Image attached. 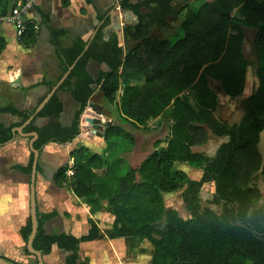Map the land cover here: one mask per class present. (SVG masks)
I'll return each instance as SVG.
<instances>
[{
    "label": "trees",
    "instance_id": "1",
    "mask_svg": "<svg viewBox=\"0 0 264 264\" xmlns=\"http://www.w3.org/2000/svg\"><path fill=\"white\" fill-rule=\"evenodd\" d=\"M175 1H124L122 8L139 18L137 25L124 30L126 38L139 41V46L126 54L118 47L116 37L105 41V26L87 50L88 44L81 39L65 49L60 43L65 33L51 32L61 77L76 65L24 129L25 134H38L34 148L40 154L50 144L64 146L81 135V117L98 87L111 105L123 88L118 108L124 126L139 131L148 129L154 120L166 121L170 135L165 147H161L163 140L156 142L154 151L138 166L130 165L125 174L129 164L121 156L91 153L86 147L73 151L74 175L68 179V167H61L55 176L57 186L71 188L93 215L107 210L115 220L105 234L89 220L88 235L77 238L48 234L45 226L58 212L44 214L38 210L34 248L44 257L52 255L56 246L68 254L64 264H89L80 256L82 244L124 239L130 248L136 242H149L153 248L151 264H264V197L252 186L258 173L264 176L259 150L264 132V0L206 1L198 9L190 8L194 0H181V6H175ZM144 8L148 10L146 15L141 13ZM236 8L240 17L233 15ZM169 18L181 20L177 32L167 39L151 38V30L168 27ZM246 28L256 31L258 87L243 102L241 122L230 126L215 117L219 101L212 83H220L223 93L232 100L243 96L250 66L244 52ZM36 40L35 26L26 23L20 44L30 48ZM5 48V41L0 39V55ZM91 60L105 63L110 70L100 72L95 80L88 71ZM56 84L43 81L40 85L53 89ZM61 93L70 94L76 104L69 126L61 121L65 112ZM35 114V110L21 111L0 100V115L18 119L10 125L0 124V147L12 142L14 130ZM208 131L227 139L213 156L194 151L207 144ZM125 136L136 143L134 136L117 125L107 128L103 139L110 143L112 138ZM34 159L31 154L29 166L16 169L31 176ZM182 165L202 171L201 179H191ZM208 184H213L215 191L208 207L203 208L202 194ZM178 192L190 219L167 209L166 196ZM31 234L29 217L20 230L25 246ZM25 252L31 255L26 247Z\"/></svg>",
    "mask_w": 264,
    "mask_h": 264
},
{
    "label": "crops",
    "instance_id": "2",
    "mask_svg": "<svg viewBox=\"0 0 264 264\" xmlns=\"http://www.w3.org/2000/svg\"><path fill=\"white\" fill-rule=\"evenodd\" d=\"M31 1H34L33 8L24 16V21L33 24L36 28L37 40L32 47L25 48L18 42L13 25L6 23L0 25V39L5 41L6 44L5 50L0 55V94L3 91L6 95V98L0 99L3 105L13 104L21 111L35 110L36 113L38 107L53 90L40 84L43 81L57 82L58 84L65 76L61 77V64L57 58L56 47L52 43V31H63L65 33L60 41L61 46L65 49L72 47L78 39L86 42L89 48L103 26H105L103 30L105 41L116 37L118 47L123 49L124 54L139 46V41H135L130 37L126 38L124 32L126 27L135 26L139 22V18L134 12L122 8L125 0H0V17L9 14L18 2L27 3ZM142 1L130 0L129 3L140 4ZM174 5L181 6L183 3L181 0H176ZM141 13L146 15L148 10L144 8ZM175 21L177 20L169 18L168 27L164 29L153 28L151 38L167 39L172 37L179 29H176L172 35L171 28ZM158 35H161V37H158ZM109 70L105 63H99L95 60H91L88 64V71L95 80L100 72ZM18 80V84L13 83ZM98 93H100L99 87L96 89L95 96ZM123 93L122 88L118 94V100H120ZM60 97L65 105V112L61 117V121L64 126H69L76 110V104L68 93H61ZM96 105L102 107L104 112L103 105L98 103ZM86 116H89V119L95 118V114L91 110H88V113L86 112ZM0 117L7 119L6 122H0V124L10 125L18 122L17 118L10 115H0ZM156 125L158 129L161 126L163 130L170 128L166 121L154 120L148 129ZM84 129L88 135L95 136V133L91 132V124L85 123ZM160 132L158 130L157 134H160ZM263 133L261 134L260 144ZM97 139L102 141L104 145L101 153L105 152L107 144H105L104 139L102 137ZM31 140L32 138L17 135L12 142L0 147V247H4L6 252L10 253H15V248L25 245L20 230L26 225L30 217L32 175L28 176L16 168L29 166L31 154H33L30 149ZM95 140L96 137H92L87 142L80 135L73 143L64 146L50 144L40 154L36 175L38 210L44 214L58 212V216L45 226L48 234H71L80 238L88 235L91 229L89 220H93L104 234L105 226L109 229L113 225L115 218L110 212L103 210L93 215L90 207L82 202L71 188L68 186L60 188L55 182L58 170L63 167L65 162L69 163L71 161V153L79 147H86L92 152L89 145ZM160 140L162 139L159 138L156 142ZM136 146H139V142ZM105 153L107 154V152ZM126 162L133 167L139 165L134 166L128 160ZM201 176L202 173L199 174V177ZM118 240L123 241L124 239ZM118 240L105 239L84 243L81 245L80 256L82 259L89 260V255L82 253L83 247L96 246L101 248V251L97 254L94 251L87 252L93 254L94 259L97 258L98 263L100 260L101 264V257H103L104 252L107 251V255L114 254L110 244L116 243ZM106 241L110 243L107 244ZM104 245L108 248L107 250H105ZM58 252L68 255L55 246L52 254ZM44 258L47 261V257Z\"/></svg>",
    "mask_w": 264,
    "mask_h": 264
},
{
    "label": "rangeland",
    "instance_id": "3",
    "mask_svg": "<svg viewBox=\"0 0 264 264\" xmlns=\"http://www.w3.org/2000/svg\"><path fill=\"white\" fill-rule=\"evenodd\" d=\"M206 1L214 2L215 0H194V2L190 5V8L198 9ZM258 1L262 2L263 0H258ZM238 10L239 9L236 8L233 13L235 17H240ZM180 24H181L180 20L179 21L177 20L173 23V26L171 28L172 35L175 33V30L179 28ZM158 37H161V35H158ZM255 37H256V31L246 28V42L244 46V52L250 66L247 76L246 88L243 96L239 99L232 100L223 93L220 83H215V82L212 83V87L216 92L219 101V107L217 112L215 113V117L220 121L229 124L230 126L236 125L241 122L244 116L243 102L248 96L252 95L255 92L256 86L258 84V79L255 74L258 67V56L255 49ZM5 96H6L5 93L1 91L0 99L6 98ZM118 99H119V95L117 96L116 103L111 105L103 99L101 93H98L96 96H94L91 103H96V104L98 103L103 105L105 119H107V120L103 119L104 123L107 122L109 125L112 126L113 125L121 126L122 128H124V131L126 133H129L136 138L135 139L136 143L131 142L130 138L127 136H125L122 139L112 138L110 143L105 142V144H107L105 149V152H107V156L109 157L121 156L125 161L128 160V162L136 166L139 164L140 161L144 160L154 151L156 140L161 138L164 142L161 145V147L166 146L167 138L170 135V128L167 130H163L161 129L162 127L161 126L160 129H158L157 128L158 123L155 127L152 128L150 127L149 129L141 128L139 131L133 129L129 125L124 126L119 121ZM88 110L91 109L88 107L84 112L83 116L81 117V137L87 142L90 138L96 137V140L89 146L92 148L93 153L101 154V149L104 147V145L102 141L97 139L100 138V136L97 135L93 129H91V132H94L95 136L94 135L90 136V134L88 135L86 133V130L84 129L85 123L90 124L89 116H86V112L88 113ZM4 121L6 122L7 119L4 117H0V122H4ZM158 130L161 131L160 134H157ZM226 141H227L226 138L216 137L210 131H208L207 144L204 146L194 148V151L197 153H204L206 155L213 156L215 155L217 149ZM137 142H139V146H136ZM260 152L262 155L263 165H264V133L260 144ZM67 163L68 162H65L63 166H65ZM129 168L130 165H128L126 170H124V174L129 170ZM181 169L184 170L193 180H200L202 177V176L199 177V174H201L202 171H197L195 169H192L188 165H182ZM252 186L258 189L264 197V176L261 173H258L254 177V179L252 180ZM214 191H215V187L213 184H208L205 186L202 194L203 208L208 207V202L212 200ZM181 194H182L181 192H178L176 194H171L166 196L167 209L176 210L180 213V215L184 219H190V215L182 200ZM261 204L262 205L264 204V199L261 201ZM213 210L219 212V209L216 207H213ZM104 230L105 231L107 230L106 226ZM106 242H108L107 244L110 243L109 241ZM105 245H104V247L106 248L105 250H107L108 248ZM110 246H112L111 249L114 251V254L107 255L108 252L107 251L104 252L103 257H101V264H151L153 248L151 244L147 241H144L142 243L136 242L130 248L125 240L123 241L118 240L116 243L110 244ZM25 247L26 246L24 245L23 247L15 248L16 251L15 253L12 252L13 254L10 252H6L4 247H0V256L9 258L12 261H15L16 263L19 264H36L37 262L36 257L33 255H28L25 252ZM100 249L101 248H98L96 246H85L83 247L82 253L85 255H89L88 257L90 260V264H100V260L98 263L97 258L94 259L93 254L87 252V251H94V253L97 254V252L101 251ZM65 258H66L65 254L58 252L50 255L49 257L47 256V261L45 258L44 259L47 264H64Z\"/></svg>",
    "mask_w": 264,
    "mask_h": 264
},
{
    "label": "water",
    "instance_id": "4",
    "mask_svg": "<svg viewBox=\"0 0 264 264\" xmlns=\"http://www.w3.org/2000/svg\"><path fill=\"white\" fill-rule=\"evenodd\" d=\"M87 48H86V50H87ZM75 65H76V63L72 67H70L68 73L65 74L63 79L57 84V86L55 88H53V90L48 95V97L45 99V101L36 110V114L34 116H32L31 119L28 122H26L21 128L14 130L15 138L17 137V135L24 137V138H32L31 143H30V149H31V152L35 156L34 165H33V174L31 177V193H30V218L32 221V234L29 238V241L26 245V248L31 255L36 257L38 264H47L45 262L43 253L36 251L34 248V241H35V238H36V236L38 234V230H39L38 202H37V197H36V175H37L38 161L40 158V152L34 148V142L36 141V139H38V134L37 133L25 134L24 129L26 126H28L33 121L35 116L44 109V107L49 103V101L53 98V96L58 92L60 86L68 78L71 71L74 69ZM13 83L18 84L19 80L17 82H13ZM89 108L92 111H94V113H95V118L90 119L89 123L92 125V129L94 130V132L103 138L104 130L106 128L111 127L112 125H109L107 122L106 123L103 122L105 115H104L102 107H100L94 103H90ZM0 264H13V263L5 260L4 258H2L0 256Z\"/></svg>",
    "mask_w": 264,
    "mask_h": 264
},
{
    "label": "built area",
    "instance_id": "5",
    "mask_svg": "<svg viewBox=\"0 0 264 264\" xmlns=\"http://www.w3.org/2000/svg\"><path fill=\"white\" fill-rule=\"evenodd\" d=\"M34 1L22 3L18 2L11 12L5 16L0 17V25L6 23L13 25L16 30V37L18 42H21L22 36L26 30V23L24 16L33 8ZM68 167L67 176L71 179L74 175V162L70 161L66 164Z\"/></svg>",
    "mask_w": 264,
    "mask_h": 264
},
{
    "label": "bare ground",
    "instance_id": "6",
    "mask_svg": "<svg viewBox=\"0 0 264 264\" xmlns=\"http://www.w3.org/2000/svg\"><path fill=\"white\" fill-rule=\"evenodd\" d=\"M94 112V111H93Z\"/></svg>",
    "mask_w": 264,
    "mask_h": 264
}]
</instances>
